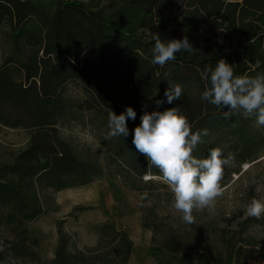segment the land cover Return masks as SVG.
I'll return each instance as SVG.
<instances>
[{
	"label": "trees",
	"instance_id": "16d2710c",
	"mask_svg": "<svg viewBox=\"0 0 264 264\" xmlns=\"http://www.w3.org/2000/svg\"><path fill=\"white\" fill-rule=\"evenodd\" d=\"M156 34L166 41L187 36L197 50L177 53L163 68L153 65ZM0 44L8 48L0 65V128L30 131L26 147L11 162H0V223L16 227L10 244L16 257H34L29 244L37 242L26 224L45 212L41 190L61 192L125 176L130 190L143 193L144 178L158 177L132 144L144 106L149 112L177 106L193 132L208 129L194 152L197 158H206L213 147L225 156L235 154L223 188L233 182V174L241 179L242 166L258 161L264 151V127L256 131L254 117L224 119L227 109L200 98L206 83L201 73L220 59L235 75L264 74V0H0ZM70 83L82 85L89 100L74 103L66 94ZM168 83L184 89L173 104L164 96ZM157 100L165 102L157 106ZM128 106L136 119L127 121L126 138L105 139V160L59 131L73 109L94 113L107 127L110 111L119 115ZM149 213L155 215L153 209ZM150 218L145 215L144 228L152 227ZM262 224L264 219L246 217L238 234L226 228L218 235L204 234L199 248L185 251L188 230L167 228L159 234L155 229L153 244L161 264H236L250 241L243 232ZM110 227L128 258L133 242L113 223ZM82 259L61 233L53 264L86 263Z\"/></svg>",
	"mask_w": 264,
	"mask_h": 264
},
{
	"label": "rangeland",
	"instance_id": "374dc122",
	"mask_svg": "<svg viewBox=\"0 0 264 264\" xmlns=\"http://www.w3.org/2000/svg\"><path fill=\"white\" fill-rule=\"evenodd\" d=\"M7 55L8 48L0 44V65ZM66 94L74 103L90 98L78 83L67 85ZM103 124L94 113L73 109L58 128L79 149H91L96 157L105 160L108 154L103 142L108 130ZM260 129L255 127L256 131ZM29 138L30 131L0 128V162H11L26 147ZM241 169V179L237 174L232 175L233 182L223 188L214 211L194 212L196 222L191 225L183 223L180 214L171 207L172 194L157 176L144 178L143 193L130 190L125 176H107L88 187L61 192L41 190L39 196L45 212L26 224L37 242V246L29 244L34 257L14 255L10 244L16 237V227L2 222L0 264H53L61 233L67 238L69 250L83 256L84 264H161L155 249L157 244H153L155 229L159 234L167 228L188 230L189 239L182 251L199 248L198 239L204 234L218 235L223 228L238 234L241 222L247 217L245 206L254 197L264 199V151L258 161L246 163ZM144 193L148 194L147 199L141 198ZM150 209L155 215L151 216ZM145 215L151 217V228L143 227ZM112 223L117 231L126 232L134 244L126 259L110 227ZM243 237L250 241L244 245L243 256L236 264H264V224L248 226ZM213 240L217 243V239Z\"/></svg>",
	"mask_w": 264,
	"mask_h": 264
},
{
	"label": "clouds",
	"instance_id": "9594fccd",
	"mask_svg": "<svg viewBox=\"0 0 264 264\" xmlns=\"http://www.w3.org/2000/svg\"><path fill=\"white\" fill-rule=\"evenodd\" d=\"M153 39L151 63L161 68L175 61L177 53L194 54L197 50L187 36L166 41L156 34ZM201 76L206 82L201 100L227 109L221 113L224 119L236 115L254 117L255 126L264 127V74L254 77L235 75L231 64L220 59L214 68L206 66ZM183 95L184 89L179 83H168L164 92L168 104L181 100ZM164 102L157 100L156 104L159 106ZM144 107L141 122L133 131L132 144L147 158L148 167L158 170V179L172 194L171 207L180 214L182 222L194 224V212L214 211L217 199L223 195L221 181L225 169L235 166V154L229 152L225 156L222 148L213 147L206 158H197L194 152L204 143L203 137L209 135L208 129L193 132L187 116L177 106L151 112ZM129 119H136V111L131 106L119 115L110 111L104 138H126ZM147 196L144 193L141 198L147 199ZM244 212L247 217L264 219V199L252 198Z\"/></svg>",
	"mask_w": 264,
	"mask_h": 264
}]
</instances>
